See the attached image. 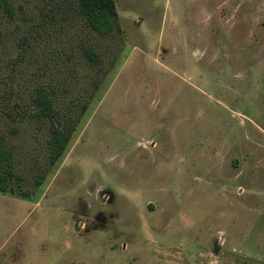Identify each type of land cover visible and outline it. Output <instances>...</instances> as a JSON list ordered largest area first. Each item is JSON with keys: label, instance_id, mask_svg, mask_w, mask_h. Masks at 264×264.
<instances>
[{"label": "rangeland", "instance_id": "374dc122", "mask_svg": "<svg viewBox=\"0 0 264 264\" xmlns=\"http://www.w3.org/2000/svg\"><path fill=\"white\" fill-rule=\"evenodd\" d=\"M9 1L0 264H264V0H114L104 35L72 0ZM38 83L86 100L53 163L19 114Z\"/></svg>", "mask_w": 264, "mask_h": 264}, {"label": "trees", "instance_id": "16d2710c", "mask_svg": "<svg viewBox=\"0 0 264 264\" xmlns=\"http://www.w3.org/2000/svg\"><path fill=\"white\" fill-rule=\"evenodd\" d=\"M0 7L7 16L11 17L12 9L9 0H0ZM65 9L64 12L71 10L78 14L83 23L97 34L104 35L114 29H120L114 0H72ZM81 51L89 63L95 64L99 61L91 45L83 46ZM85 107L86 100L82 99L76 104L60 108L43 83H38L33 87L29 107L19 114L28 115L40 121L47 128L46 155L49 163H53L61 155ZM15 130L16 127L11 125V132ZM43 176V172L38 171L34 182L39 183ZM10 178L19 180L20 175L13 170L12 147L4 141L0 131V191L13 189L12 184L8 182ZM24 193L22 191V194Z\"/></svg>", "mask_w": 264, "mask_h": 264}]
</instances>
